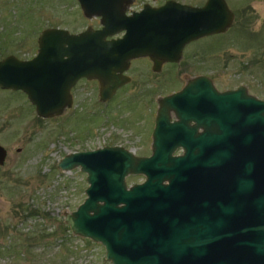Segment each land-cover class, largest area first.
<instances>
[{"label":"water","instance_id":"water-1","mask_svg":"<svg viewBox=\"0 0 264 264\" xmlns=\"http://www.w3.org/2000/svg\"><path fill=\"white\" fill-rule=\"evenodd\" d=\"M131 1L77 0L82 14L97 16L99 26L74 32L42 28L30 57L8 53L0 58V87L21 90L39 117L57 115L71 105L69 89L78 78L97 79L99 97L105 99L128 80L122 70L129 59L147 56L157 69L163 61L178 60L186 42L223 32L234 16L225 0L144 2L127 11ZM184 88L158 99L149 155L105 144L72 150L57 160L62 170L78 166L87 182L83 199L63 220L72 233L101 243L111 264H264V98L249 94L242 99L253 107L252 230L247 237L244 226V233L226 246L211 234L203 236L198 222L184 221L185 185L171 164L184 156L171 155L175 145L165 132L170 102ZM208 89L223 105L241 94L239 89ZM6 154L0 143V165ZM129 174L143 178L127 183Z\"/></svg>","mask_w":264,"mask_h":264},{"label":"rangeland","instance_id":"rangeland-1","mask_svg":"<svg viewBox=\"0 0 264 264\" xmlns=\"http://www.w3.org/2000/svg\"><path fill=\"white\" fill-rule=\"evenodd\" d=\"M163 1L132 0L127 11L144 2ZM225 2L234 16L223 32L189 42L174 69L168 66L153 73L146 58L134 59L129 82L107 104L98 103L95 82L79 81L71 108L39 117L21 90L0 87V143L7 150L0 165V264H111L101 243L72 233L64 222V213L83 199L87 182L78 166L62 170L57 160L66 152L103 144L146 153L150 105L139 93L153 89V98L179 86L184 73L201 69L196 66L199 51L206 52V62L217 59L212 72L220 87L242 83L264 98V0ZM85 25L99 26L98 17L84 16L77 0H0V58L8 53L30 57L44 27L74 32ZM192 61L195 66L189 64ZM142 178L129 174L125 180ZM22 206L31 208L32 215H26ZM27 236L31 237L26 248L15 246V239Z\"/></svg>","mask_w":264,"mask_h":264},{"label":"flooded vegetation","instance_id":"flooded-vegetation-1","mask_svg":"<svg viewBox=\"0 0 264 264\" xmlns=\"http://www.w3.org/2000/svg\"><path fill=\"white\" fill-rule=\"evenodd\" d=\"M218 33L221 32L203 35L198 39ZM194 40L197 38L183 45L181 54L184 47ZM140 57L147 59L148 70L151 69L153 73H157L161 68L166 70L168 66L173 68V65L179 60L163 61L157 69H153L152 61L147 56L129 59L127 66L122 70V74L126 75L128 80L118 85L105 99L99 97L97 79L80 77L69 89L71 105L65 107L62 112L72 107L73 89L79 81L95 82L98 103L107 104L121 86L129 82L131 63ZM206 60V52L199 51L198 63L200 64L196 63V66L201 69L184 73L182 83L177 87L157 93L153 98H151L153 89H148L145 93L142 92L143 94L139 93L149 100L148 113L151 117L147 131L149 150L139 155L151 153L152 129L158 108V99L163 95L178 92L181 87L185 86L186 88L180 92L181 95L174 97L170 102L165 131L167 142L175 145L171 155L182 154L184 156L183 161L171 162L173 167L179 168L177 177L185 185L187 216L184 221L188 224L198 222L201 225L203 236L211 234L212 238L217 237L216 240L227 246L244 233V226L247 237L250 229L252 230V191L255 187L254 138L249 134L253 107L247 103V100L244 103L242 99L249 94H254L248 89V86L242 83L220 87L216 83L214 72H212V67L217 64V59L213 57L210 62L207 61L210 66L208 70L205 69ZM189 64L195 66L194 61ZM196 77L199 79L195 80ZM208 86L215 93L222 90L239 89L241 94L237 95L232 103L223 105L220 98L215 94L213 96V92H210ZM239 86L241 87L238 88ZM192 218L197 220H192ZM207 225L216 231L207 230ZM230 247L232 249V246Z\"/></svg>","mask_w":264,"mask_h":264},{"label":"trees","instance_id":"trees-1","mask_svg":"<svg viewBox=\"0 0 264 264\" xmlns=\"http://www.w3.org/2000/svg\"><path fill=\"white\" fill-rule=\"evenodd\" d=\"M21 210H25V213H26V215L27 214H29V215H32V209L31 208H29L28 206H25V207H23L22 206V208H21ZM30 237L31 236H27V237H25V241L23 240V241H19V240H17V239H15V246H21V247H24V248H26V243H27V241H29V239H30ZM2 245V244H1ZM28 245H30V244H28ZM7 246V245H6ZM8 247V246H7ZM16 252L18 253V251L16 250Z\"/></svg>","mask_w":264,"mask_h":264}]
</instances>
